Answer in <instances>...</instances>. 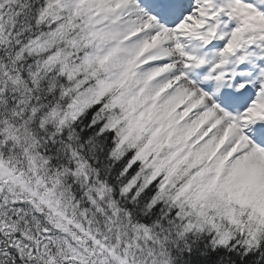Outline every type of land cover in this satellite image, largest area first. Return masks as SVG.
Returning <instances> with one entry per match:
<instances>
[{"label":"snow or ice","instance_id":"6c2138e0","mask_svg":"<svg viewBox=\"0 0 264 264\" xmlns=\"http://www.w3.org/2000/svg\"><path fill=\"white\" fill-rule=\"evenodd\" d=\"M0 264H264V0H0Z\"/></svg>","mask_w":264,"mask_h":264}]
</instances>
